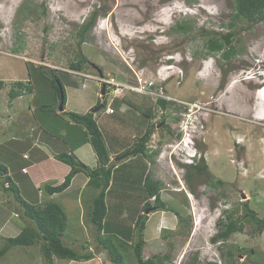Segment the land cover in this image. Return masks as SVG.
Returning <instances> with one entry per match:
<instances>
[{
  "label": "rangeland",
  "instance_id": "1",
  "mask_svg": "<svg viewBox=\"0 0 264 264\" xmlns=\"http://www.w3.org/2000/svg\"><path fill=\"white\" fill-rule=\"evenodd\" d=\"M24 3L37 16L24 19L19 14ZM94 12L99 13L96 22L85 42L80 44L78 28ZM233 14V0H0V159L7 163L11 157L13 169L10 170L17 179L22 155L15 150L10 156L1 144L15 143L12 139L17 137L22 123L37 126L43 119H47L49 125L53 123L52 109L48 112L43 107L52 102L48 99L51 89L47 94L34 89L33 98L32 93L11 98L16 81L26 80L27 83L30 80L31 65L58 70L56 73L63 79L64 75H71L72 64L82 57L86 60L83 75L98 77L100 72L103 78L113 77L123 83H136L137 75H142L144 79L155 80L158 88L161 79L166 77L162 86L171 100L166 110L151 97L125 95H134V101H140L135 96L143 98L144 105L148 100L152 103L150 107L156 109L158 120L147 146L158 155L153 158L147 153V169L148 164L151 169L145 170L141 162L142 168L133 164L116 172L111 206H115L116 197L119 198L121 211L118 213V204L116 211L124 219L110 217L105 228L107 233L102 236L114 234L124 240L131 238V243L136 240V222L151 208L143 211L144 205L140 204L145 193L141 182L146 184L147 177L151 176L163 183L161 201L168 210L156 212L161 215L158 224L153 213L149 214L153 234L145 244L144 259L169 254L172 264H185L197 254L203 263L264 264V232L259 233L256 226L245 219L243 209V204L250 201L252 209L264 218V21L252 24L242 20L231 29ZM179 25H184L186 30H178ZM229 32H235L237 55L227 61L221 52H209L207 45L212 37L220 38ZM171 55L177 57L172 61L180 63L171 70H163L166 57ZM161 68L163 72L158 75ZM81 80L83 87L86 82L87 88L97 81L87 77ZM66 84L65 80V88ZM36 96L38 99L34 102ZM107 99V96L105 101L100 98L98 106L104 105L99 111L101 119ZM114 102L112 108L119 113L120 108ZM181 102L198 104L191 107L190 115ZM180 118L190 123L188 129L194 136L196 151L202 154L209 168L207 174L193 176L191 182L187 168L182 165L180 154L183 151L177 148L185 136ZM133 120L134 126H138L133 116L128 125L127 122L119 125L125 138L133 143L124 156L117 157V163L113 162L115 166L121 162L118 159L128 158L129 150L133 153L140 145V137L131 138L135 135ZM104 122L113 125H108L113 127L112 131L118 126L109 116ZM117 147L119 144L114 143L112 148ZM198 164L196 158L193 164L187 165ZM130 167H134V172ZM140 169L146 171L144 175L139 174ZM114 174L113 170L112 178ZM219 180L224 185H219ZM97 195L98 191L89 187L84 198L91 196L87 202L93 203ZM150 203L154 206L156 201ZM83 208H78L75 214L69 213L70 231L63 237L65 244L81 255L93 254L94 259L82 264H111L108 252L95 240L94 232L89 234L94 236L89 237L90 245L87 244L86 227L78 222L80 214L83 219L87 215L88 208L86 205ZM227 215L238 220L244 231L233 234L227 242L214 243L212 239L220 232V222L226 221ZM30 225L31 221L24 216L13 195L0 187V249L6 239L16 237ZM118 229L122 231H116ZM67 235L73 242L67 240ZM41 247L42 242L31 247H15L0 264H48ZM229 251L235 254L234 258H229ZM131 252L132 249L126 264H136ZM81 263L54 260V264Z\"/></svg>",
  "mask_w": 264,
  "mask_h": 264
},
{
  "label": "trees",
  "instance_id": "2",
  "mask_svg": "<svg viewBox=\"0 0 264 264\" xmlns=\"http://www.w3.org/2000/svg\"><path fill=\"white\" fill-rule=\"evenodd\" d=\"M233 2V21L229 24L231 29L235 27L236 23L242 20H246L252 24H258L264 21V0H233ZM44 12L45 11H43L42 14H44ZM19 14L22 15L24 19L35 15L37 16L35 11L28 8L27 3L22 4ZM98 15V12L92 13L89 20L78 28V38L80 44L84 43L86 38L89 36ZM178 30L184 31L186 30V27L184 25H179ZM234 38L235 32H229L225 35H222L220 38L212 37L208 41V51L212 53L221 52L223 59L229 61L237 55V51L234 47ZM85 64L86 60L81 57L78 61H76V63L72 64V68L74 71H82L83 65ZM56 71L58 70L48 69L43 65H40L39 67L31 65L29 67L30 80L27 81V83H25L26 80L16 81L13 84V90L10 93L12 96L11 98L21 96L23 93L33 94L34 89H37L40 93L43 92V94H47L46 91L51 89L52 92H48L50 95H53L51 100H54L55 106L57 105V107H59L62 100L61 90L64 93L65 101L66 89L63 79L58 76ZM124 99L126 100V97H124ZM127 102L135 109L142 112L143 115H145L148 119H154V116L151 115L153 107H142L129 101ZM158 104L166 110L170 102L159 99ZM43 107L48 109L47 111H51L50 105H45ZM53 111L56 112V109L53 108L52 112ZM63 115L69 117L77 127H80L83 130L85 133V141L92 145L98 158L99 166L92 170L74 155H68L67 153L57 155L56 159L68 164L71 167V171L61 185L49 187L48 192L50 194L62 193L70 187L73 178L77 174L82 172L86 173V175L89 177L88 185L98 191V195L95 198L89 212V220L94 228V233L96 234L94 238L98 244L108 252L112 262L111 264L128 263L127 255L131 249V256L135 260L136 264H172V259L169 254L163 257L158 256L148 259H144L143 255L146 244L145 230L149 220V214L168 210L167 205L161 201L160 193L163 189V183L159 180H154L151 176L147 177L146 188L148 197L155 196L156 204L153 206L148 202L144 205L143 211H147L150 207L151 208L147 212L148 214L142 213L136 222V240L132 241V243H129L120 240L115 235H108L105 237L102 236L105 229L104 220L107 215L106 197L112 180V172L116 166L113 162H111L110 152L105 137L102 134V131L92 112L87 114L63 112ZM154 127L155 125H151L146 133L139 139L140 145L137 149H134V155L142 154L143 156L147 157L148 153V155H151L153 158L157 157L158 153H152L150 150H148L149 147L147 146L154 134ZM2 147L4 149L3 151H5L4 145ZM122 155L124 156L125 154L123 153ZM14 168H16V166ZM186 168L188 171L187 178L190 182L193 176H202L203 174H207L209 171L205 159H202L201 162L196 166H187ZM10 169H13L11 158L7 163L0 159V187L4 192H10L13 195L15 201L18 202L22 207L24 216L27 218V220L31 221L32 226L30 225L25 227L20 232V234L14 238L6 239L4 247L0 249V260L15 247H31L37 245L40 242H42L41 250L43 257L48 264H54L55 259L78 263L88 262L94 259L92 253L81 255L79 251L65 244L63 237L68 229V216L64 208L55 202H48L43 205H35L25 201L21 196L20 189L14 181V175ZM217 183L219 185H224L222 180L217 181ZM243 209L245 212V219L253 223L259 233H263L264 218L259 217L258 213L252 209L250 201H246L243 204ZM226 219V221L222 219L220 222V232L212 239L214 243L219 241L227 242L233 234L244 231V226L240 224L238 220H234L230 215H227ZM114 239H116L117 242L114 241ZM228 256L230 259H232L235 257V254L229 251ZM185 264L216 263H203L196 254Z\"/></svg>",
  "mask_w": 264,
  "mask_h": 264
},
{
  "label": "crops",
  "instance_id": "3",
  "mask_svg": "<svg viewBox=\"0 0 264 264\" xmlns=\"http://www.w3.org/2000/svg\"><path fill=\"white\" fill-rule=\"evenodd\" d=\"M65 80L67 81L65 88L66 112L87 114L89 112H92L95 108L99 107L98 105L101 98V92H100L101 87L99 86L100 85L99 83L94 81V83L90 84V87L87 88V85L85 87H82L79 84L80 78L73 74L69 76L64 75L63 81ZM132 96L131 94L127 95L126 100L135 105H139L142 107L152 106V103H150L148 100H147V105H144L145 100L143 98L139 96H135L136 99L140 98V101L139 100L134 101ZM21 97L22 95L20 96V98ZM33 97L34 96L32 94V98ZM50 97L53 96L49 94V98H48L49 100H51ZM36 98L38 99V96L34 98V102H36ZM126 100L123 97L122 98L120 97L119 99L117 98L115 100L114 104H117L120 108L119 113L114 110L115 112L113 114H109L105 110V114L103 115L102 119H101V114L99 112L94 114V117L107 142L110 152L111 162L117 163L116 161L117 157L121 156L123 153H125V151L130 149L133 143L127 137L125 138L123 132L121 131L122 127L120 126L125 125L124 122H127L128 125L129 124L128 121L131 118V116L135 117L138 126H134L135 125L134 120L133 123L131 121L132 126H134L135 128L133 130L135 132V135L132 136L131 138L135 139L138 137L141 138L146 133L148 128L151 125H155L158 120V117L156 116L157 114L156 109L154 107L151 112V115L154 116V119L150 120L145 115H143L142 112H140L139 110L135 109L133 106L128 104ZM48 105H50L51 109L53 108L56 109V112L53 111L52 114L53 123L49 125L47 119H43L44 121L42 123L37 124V126L31 124L26 126V122L22 123L20 124L21 127H19L20 131L17 132V137L14 136L12 139V141H14L15 143H12L11 141H7L6 143L1 142L2 143L1 146L4 145L5 152H8L10 156H12L15 150H19L22 155L20 174L18 175L17 179H14V181L18 185L21 196L24 198L25 201L35 205H43L48 202H55L60 204L67 213L68 225H69V213L75 214L78 208L84 209L83 206L86 205V207L88 208L87 215L85 219H83L81 218L82 214H80V219L78 220V222L82 226L86 227L84 228V232L88 234L87 244L90 245L91 240H89V237L91 238L94 236V235L93 236L89 235V234H93L94 232L93 226L91 225L89 220V212L91 210V206L93 203L87 202V200H89L91 196L89 199L84 198L85 192L90 187L88 185L89 177L84 172L77 174L73 178L70 187L62 193L50 194L48 192V188L61 185L71 171V167L68 164L56 159L57 155L62 153H67L68 155H74L82 163L90 167L92 170L96 169L99 166L98 158L94 152L92 145L89 142L85 141V133L83 132V130L80 127H77L69 117L63 115V112H60L57 105L55 106L54 100L50 104L48 103ZM37 110L38 109H36L35 112H37ZM106 116H109V119L113 121H117L118 123V126H114L113 131H112L113 127L109 128L108 126L112 124L104 122ZM20 118L26 120L24 116H21ZM114 118L117 119L114 120ZM145 118H147L148 120V126ZM100 120H102V123H100ZM124 139H126L125 141L127 142H124ZM17 142L19 146H17ZM114 143H117V145L119 144V147H117L118 149L112 148L114 146ZM26 155L29 156L28 159H25ZM141 162L143 163V165H145V170H146L147 169L146 157L143 156L142 154L134 155L132 153L128 158L121 160V162L117 164L116 167L114 168L115 174L113 175L112 181L110 183V188L107 192V197H106L107 215L104 220L105 228L108 227L110 217H114L115 219L116 217H120L121 219H124L123 215L119 216L118 214L121 211V205H120L121 202L117 203L119 198L117 199L116 197L115 206L114 204L111 206L112 200L110 195L115 184L116 172L121 170L122 168H125V166L127 165L134 164L136 166L141 167ZM150 165L151 164H148L149 167L148 169H151ZM23 169H27V172H23ZM129 170H132L134 172L135 169L134 167H130ZM145 170L140 169L141 173L139 174L144 175V173L146 172ZM141 184L145 188V193L144 196L139 201L140 204L145 205V203H148L149 197H148L146 184L143 183V181L141 182ZM117 204L119 206L118 213L116 211ZM111 208L113 210L112 212H111ZM159 213H165V212L159 211ZM159 213L153 214V217L156 218L157 220V224L159 223L158 220L161 216L158 215ZM115 219H114V223H115ZM82 220H86V221L82 223ZM115 225L119 226L120 223L116 222ZM149 226L150 225L148 222L145 230L146 243L148 242L147 240L150 239L148 236L153 234L152 228L151 226L150 227ZM69 231L70 230L67 229L66 232L68 233ZM116 231L119 232L122 230L118 229ZM106 233L107 230L104 229L103 235ZM67 237H68L67 240L71 241L69 235H67ZM64 239L65 242L66 238ZM119 239L131 243V238L129 240H124L123 238L119 237ZM74 243H77V241H75Z\"/></svg>",
  "mask_w": 264,
  "mask_h": 264
},
{
  "label": "built area",
  "instance_id": "4",
  "mask_svg": "<svg viewBox=\"0 0 264 264\" xmlns=\"http://www.w3.org/2000/svg\"><path fill=\"white\" fill-rule=\"evenodd\" d=\"M175 56L171 55L166 57V66H164L163 70H171L172 67H175L177 65H175L174 63H170L169 61ZM177 58V57H175ZM162 68L161 70H158V75L159 73L163 72ZM180 72H183L182 70ZM73 75L78 76V77H86L87 78H91V79H96L100 85L102 86H106V96L108 97L107 99V113L109 114H113L114 113V109L112 108V104L115 101V99L120 98V97H124L126 94L128 93H134V94H141L143 96H147V97H151L153 98L154 102L156 103L157 101H159V99H163L166 100L168 102H171V100L165 95V90L163 88V84L164 82L167 80L166 77L162 78V83L160 85V87L158 88L156 86V82L155 80H151V79H144L142 77V75H137V82L136 83H132V82H121L118 81L116 78L113 77H95V76H91V75H83L81 73H77V72H72ZM181 75L183 73H180ZM168 77V76H167ZM181 81V78L179 79V82ZM80 83H82V80H80ZM86 85V82L84 81V86ZM105 96V97H106ZM105 101V98H104ZM182 105L185 106L186 109L188 110L189 113L191 112V107H197L198 103H193L188 105L187 103H183L181 102ZM191 115V113H190ZM180 116H184L183 113H180ZM181 119V118H180ZM189 125L190 123H188L187 121L181 119V124L180 127L182 129L183 134L185 133V136H182V143H180L178 145L177 148H181L183 152H181L180 156L181 160L183 161L184 164H193L196 158H193L194 156L197 157L199 159V163L201 162L202 159H204V157L202 156L201 153H198L196 151V144L193 141L192 137L194 138V136L192 135L191 130H189ZM187 129L188 132H184V130ZM183 146V148H182ZM190 150H192V156L189 155ZM23 172H27L26 169H23ZM152 201H154L155 199L152 198Z\"/></svg>",
  "mask_w": 264,
  "mask_h": 264
},
{
  "label": "clouds",
  "instance_id": "5",
  "mask_svg": "<svg viewBox=\"0 0 264 264\" xmlns=\"http://www.w3.org/2000/svg\"><path fill=\"white\" fill-rule=\"evenodd\" d=\"M0 37H1V36H0ZM175 57H176V56H175ZM175 57H173L172 59H174ZM172 59L169 61L170 63H174L175 65H178V64L180 63L178 60L172 61ZM64 72H67V71H64ZM73 72H77V73H81V74H83L81 71H73ZM70 74H73V73L70 72ZM99 75H100V76H98V77H102L101 74H100V72H99ZM80 80H81V78H80ZM97 83H98V82H97ZM80 84H81V83H80ZM81 86L83 87L82 84H81ZM85 86H86V85H85ZM85 86H84V87H85ZM100 86H101V85H100ZM101 88H103V86H101ZM101 91H102V89H101ZM101 95H102V92H101ZM105 96H106V95H105ZM101 97H102V96H101ZM124 97H125V96H124ZM124 97H123V98H124ZM146 97H147V96H146ZM102 98L104 99L105 97H102ZM121 98H122V97H121ZM101 105L104 107L103 104H101ZM101 105H100V106H101ZM112 105H113V104H112ZM59 106H60V105H59ZM100 106H99V107H100ZM103 107H102V109H103ZM58 108H59V107H58ZM97 108H98V107H97ZM95 109H96V108H95ZM95 109H94V110H95ZM102 109H101V110H102ZM94 110H93V111H94ZM93 111H92V113H93ZM99 111H100V110H99ZM99 111H98V112H99ZM106 111H107V106H106ZM60 112H61V111H60ZM63 112H66V111H65V101H64V111H63ZM114 112H115V111H114ZM96 113H97V112H96ZM93 114H95V113H93ZM180 136H181V135H180V133H179L178 137H180ZM189 155L192 156V150H190ZM28 158H29V156L26 155V156H25V159H28ZM193 158H197V157L194 156ZM204 159H205V158H204ZM171 160H172V159H171ZM205 161H206V160H205ZM182 165H184L185 167H187V166H193V165H187V164H184V163H183ZM26 170H27V169H26ZM161 192H162V191H161ZM152 198H155V200L152 201V200H151ZM151 199L148 201L149 203H150V202H155V201H156V197H155V196H154V197H151ZM150 204H151V203H150ZM151 205H153V204H151ZM155 213H156V212H155ZM153 214H154V213H153Z\"/></svg>",
  "mask_w": 264,
  "mask_h": 264
},
{
  "label": "water",
  "instance_id": "6",
  "mask_svg": "<svg viewBox=\"0 0 264 264\" xmlns=\"http://www.w3.org/2000/svg\"><path fill=\"white\" fill-rule=\"evenodd\" d=\"M101 74V73H100ZM59 87L61 88V86L59 85ZM105 95H106V86L104 85L103 86V88H102V97H105ZM61 104H60V106H59V110L61 111V112H63L64 111V93H63V91L61 90ZM102 105L100 106V107H98V108H96L94 111H93V113H96V112H98L99 110H101L102 109ZM130 154H132V153H129L128 155L130 156ZM127 155V156H128ZM127 158V157H126ZM125 159V157H122L121 159H118V161H120V160H124Z\"/></svg>",
  "mask_w": 264,
  "mask_h": 264
},
{
  "label": "bare ground",
  "instance_id": "7",
  "mask_svg": "<svg viewBox=\"0 0 264 264\" xmlns=\"http://www.w3.org/2000/svg\"><path fill=\"white\" fill-rule=\"evenodd\" d=\"M81 78V77H80ZM83 79V78H82ZM220 264V263H219Z\"/></svg>",
  "mask_w": 264,
  "mask_h": 264
}]
</instances>
